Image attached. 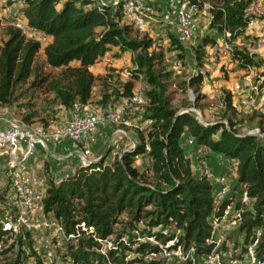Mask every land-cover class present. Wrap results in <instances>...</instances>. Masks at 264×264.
<instances>
[{"label": "trees", "instance_id": "trees-1", "mask_svg": "<svg viewBox=\"0 0 264 264\" xmlns=\"http://www.w3.org/2000/svg\"><path fill=\"white\" fill-rule=\"evenodd\" d=\"M209 1L216 4L210 14V26L216 34L206 35L199 42L196 53L200 62L205 58L207 47H217L222 34L228 31L235 40L252 20L246 16V9L253 0ZM14 4H19L17 15H22L31 29L51 37L52 41L43 48L40 40L27 37L13 25L7 26V37L0 42L1 104H11L17 89L27 83L29 86L24 91L41 88L47 94L51 92L52 103L67 109H73L75 103H90L98 80L101 90L97 101L104 107L133 95L140 73L145 74L150 86H162L153 65L161 62L165 53L149 51L152 47L165 45L147 34L141 40L131 37L133 27L129 24L121 26L118 22L119 8L102 12L89 0H14L11 5ZM171 43L175 44L174 41ZM112 46L119 47L113 55L130 48L137 50L138 68L129 78L122 79V88L116 86L110 90L111 76L95 74L91 66ZM42 48L43 61L39 58ZM231 58L233 62L239 61L240 70L262 62V58L241 48H237ZM46 64L60 68L59 72L48 71ZM204 79L205 74L200 73L189 83L199 85ZM147 94L150 105L142 116L153 119V123L146 132L140 130L134 148L108 162L109 148L105 157L80 166L61 180L47 177L46 211L53 213L68 233L77 235L78 230L82 233L77 244L70 243L62 253L64 264H163L161 260H145L139 256L141 253H160L163 249L158 243L142 241L140 236H154L163 244L174 240L169 249L195 247L199 254L209 253L217 247L216 239L212 238L213 219L222 220L233 200L217 204L211 183L205 176L194 174L191 159L180 141L186 131L196 144L237 161V183L254 199L249 210L247 204L237 201V209L242 210L240 230L246 233L249 242L256 239V228H261L257 256L262 258L264 134L240 132L231 117L205 124L192 111L172 107L163 89L151 88ZM232 98L228 91L225 102L229 110H235ZM146 152L152 159L150 169H142L135 163L136 155ZM123 214L128 215L127 220L121 219ZM83 222L87 227H94V231L86 236L81 227ZM143 222L145 225L141 226ZM119 223L124 227L118 229ZM168 227L175 230L168 233ZM5 233L0 227V238ZM108 239L112 246L105 255L100 249ZM133 250L137 255L128 259V251ZM243 250L247 251V248ZM12 252L15 253L13 246L3 250V264H22L28 258L19 247L7 260V255ZM32 255H36L34 250Z\"/></svg>", "mask_w": 264, "mask_h": 264}, {"label": "built area", "instance_id": "built-area-1", "mask_svg": "<svg viewBox=\"0 0 264 264\" xmlns=\"http://www.w3.org/2000/svg\"><path fill=\"white\" fill-rule=\"evenodd\" d=\"M89 1L102 12H106L108 9L117 11L119 8L121 18L126 24L162 42L164 45L170 44L171 36L169 33L176 34L181 42L193 39L199 32L197 21L199 16L202 14L210 16L211 11L216 7V4L209 0ZM9 12L11 13L13 10L11 9ZM246 16L252 18L250 23L256 18H261L262 31L256 41L259 46L264 47V3L259 0H253L246 9ZM11 25L19 28L26 35L31 31V27L22 15L15 14ZM230 43L231 34L226 31L223 38V47L232 49ZM124 53L121 58L125 59L132 56L138 68L136 61L138 51L130 48L125 50ZM254 71V67L251 65L245 69V72L249 73ZM139 80L133 95L124 97L103 109H99L91 103H75L73 117L54 127H46L42 123L27 124L15 118L9 126L0 128V148L9 149L13 157H17L21 150L25 149L24 158H27L33 156L38 147L49 148L51 143L57 144L70 140L73 145L82 144L99 128L110 124L141 128V124L133 123L129 117L131 111L136 110V108L146 102V87L142 84V78ZM190 91L192 97H194L193 91ZM241 93L244 97L243 102L248 108L257 106L255 96L257 99V96L261 94V100L264 101V86L260 85V83L254 84L250 76L245 78ZM188 110L195 112L197 118L205 124L216 120L206 121L201 119V113L196 108H189ZM145 123L151 125L153 119L146 118ZM134 147L135 143L130 145L129 148L123 149L120 142H113L110 146V153L115 157L121 156L124 151ZM147 149L148 152L149 147ZM209 150L207 146L202 145L197 161L201 175L205 176L212 185L216 203L219 204L227 200L226 198L229 195H232L231 201L238 200L250 206L254 199L243 186L238 185L234 181L232 173H229L227 169L218 170L212 165L211 157L208 154ZM147 152L143 155H136L135 163L138 166L143 164L142 157L144 155L148 156ZM83 153L84 157L88 159L91 150L85 147ZM6 179L5 186L0 191L2 198L0 200V227L6 231L0 238V258L4 256L3 250L5 248L13 246L14 250L22 247L24 252L28 256L30 255L31 258L34 256L32 255V250H34L35 256L39 257L43 264H64L63 255L59 252V246L65 239L77 240L81 232L78 230L77 235L68 233L64 224L53 213L46 211L47 178L34 172L25 171L13 161L7 167ZM223 219H213L214 230L212 238L216 239L217 247L209 253L199 254L196 252L195 247L185 249L182 246H178L176 249L167 247L163 251L169 258L172 255H177L180 262H188V264H228L224 253L220 250L216 236L217 228L221 225ZM239 219L242 222L241 214ZM81 227L85 231L89 230V233L94 231V227H87L85 222L81 224ZM260 236L261 228H256V239L254 242L257 246ZM94 237L101 241L95 234ZM105 247L106 244L103 245L100 252L106 255L107 249ZM250 254L252 264H264V252L262 258H258L257 248ZM106 264H110V262Z\"/></svg>", "mask_w": 264, "mask_h": 264}, {"label": "rangeland", "instance_id": "rangeland-1", "mask_svg": "<svg viewBox=\"0 0 264 264\" xmlns=\"http://www.w3.org/2000/svg\"><path fill=\"white\" fill-rule=\"evenodd\" d=\"M13 2L14 0H5L1 8L7 9ZM18 7L19 4L12 7L11 9L13 10V12L7 13L9 14V16L1 14L3 22L0 28V38L6 36V28L10 25L9 23L11 22L10 16L13 19V16L17 14ZM117 19L121 26L127 25L120 15L117 16ZM199 19L202 22L200 31L193 39L186 42H181L176 34L169 33V35L171 36V41H174L175 44L171 43L170 45L165 44V46L151 48V50L149 51L150 53L154 50L156 52L162 50L165 53L163 60L161 62L157 61L153 65V70L157 74H159L162 86H150L145 77V74L140 73L137 83L138 81H140L139 79L142 78V84L144 87H146V102L139 108H136V110L131 111L129 116L135 117V115H137L138 113L144 114L146 108L150 105V99L148 97L147 91L151 88H157L158 90L163 89L164 96L169 99L171 106L176 109L187 110L189 108H196L201 113L200 118L206 121L212 119L219 120L221 118L227 120V117H231L236 123V127L240 132L248 134L252 133L257 135L264 134V101L261 100V94L257 96V99L255 96V100H257V106L248 108L243 102L244 97L241 93L242 86L247 76L251 77L254 84L260 83V85L264 86V58L260 57V55L256 53V22L252 24L253 27L248 26L246 30L238 36L237 39L234 40L233 38H231L232 40L230 45L232 46V49H226L225 47H223V38L225 37V34H222L218 40L217 47H207L205 58L202 62H200L197 59L196 53L199 42L206 35H215L216 31L210 26V16L202 14ZM130 32L131 37L138 38L139 40H141L144 36L143 32H140L134 27L130 29ZM237 48L248 49L252 55L262 58V62L260 64H251V66L254 67L255 70L253 73L245 72L244 69L240 70L238 68L239 61H232L231 57L233 55V52ZM108 57L109 58H107V60H104L100 64V66L95 69V71L103 77L109 75L111 76V78H109L110 90H112V88L116 86H118L116 88L120 89L122 88V79L129 78L131 74H133L137 70V65H135L132 56L124 59L123 57L121 58V54L115 55L114 57L113 53H110ZM39 58L42 61L44 60L41 54H39ZM46 68L48 71L53 73L59 72L58 69L52 68L51 66H49V64H46ZM97 70H102V72H99ZM200 73L205 74L203 83L199 85H190L189 82L191 78L193 76L199 75ZM28 86L29 83L19 87L14 95L15 99L13 100V102H11L14 108L18 111L15 114L16 118L27 124L35 122L44 124L41 118L36 117L37 115L40 116V113L43 112V107L46 106L47 103H49V100H47V92H45L41 88H37L36 90L32 89L31 91H24ZM100 90L101 81L98 80L94 87V99L93 101H91V104L95 107H98L99 109H103L104 106H102V104L98 103L97 101L100 97ZM190 90L193 91L194 97H192ZM228 91L232 93L233 105L235 110H229L227 108L225 95ZM193 113L196 115L195 112ZM29 114L32 115L28 118V120H26L25 118ZM114 127L122 128L126 126H118L114 124ZM129 128L133 130L134 134L139 136V128L134 126ZM147 130L148 129H146V131ZM113 142L114 140L111 141L110 145H108V148H110ZM130 143L131 142L126 141L122 145L123 149L129 148ZM198 154L199 152L197 153V156ZM142 160L143 164L141 165V168L150 169L149 165L152 163L151 157L149 155H144L142 157ZM233 179L234 181H236V176H233ZM231 197L232 195L228 196L229 199H231ZM237 201L238 200H235L228 206L225 217L221 225L217 228L216 236L218 238L220 250L224 253L228 264H252L250 252L256 250L257 245L253 240L247 242L246 233L240 230L241 219L239 218L242 210L237 209ZM247 209H251V206H248ZM121 219L127 220L128 215L123 214ZM144 225V222L141 223V226ZM123 227L124 224L122 223H119L117 225L118 229H121ZM174 230V228L168 227L166 232L170 233ZM88 234L89 230L86 231L84 235L86 236ZM140 239L142 241L158 243L163 246V249L167 247L169 248V246L174 244V240L169 241L167 244H163L156 240L154 236H140ZM124 240L126 242V237H124ZM77 242V240L65 239L64 241H62L61 246H59V252L64 253L70 243L76 245ZM102 244H106L105 248L107 250L110 248V245L112 246V242L110 239L103 242ZM244 247L247 248L248 252L246 250H243ZM163 249L160 253H141L139 256H141L145 260H161L163 264H175L179 261L177 255H172V257L169 258L165 254ZM16 250H14L15 253L12 252L11 254L7 255V260L12 258V256L17 253ZM127 255V258L131 259L137 254L133 250L128 251ZM239 255H243V257L240 258L238 257ZM4 257L5 255L0 258V264H3ZM23 263L43 264L40 258L35 255L32 258L29 255L27 260Z\"/></svg>", "mask_w": 264, "mask_h": 264}, {"label": "crops", "instance_id": "crops-1", "mask_svg": "<svg viewBox=\"0 0 264 264\" xmlns=\"http://www.w3.org/2000/svg\"><path fill=\"white\" fill-rule=\"evenodd\" d=\"M259 1L264 3V0H259ZM3 2L4 0H0L1 19H2L1 14L5 16H9V14L7 13H10L9 11L11 10V8L17 5L14 4L8 7L7 9H2L1 6ZM10 18H11V22L9 24L11 25L12 17L10 16ZM197 21L199 24V31H200V26L202 22L199 18L197 19ZM254 22H256L255 35L257 39L262 31L261 18H256V21L254 20L248 26L253 27L252 24ZM6 37L7 35L3 38H0V42L1 39H5ZM27 37L40 40L43 45V48L46 44L52 41L51 37L44 35L40 31H34L33 29H31V31L27 34ZM44 37L46 38L44 39ZM43 48L41 49L40 54L45 60ZM117 50H119V47L112 46L103 56L99 57L98 61L94 65L91 66V70L95 74H99L95 71V69L98 66H100V64L104 60H107V58H109L108 55L110 53H114ZM124 52L120 51V54L123 55L125 54ZM256 53L259 54L260 57L264 58V47L259 46L257 44V41H256ZM51 67L58 69V71L60 70V68L58 67H53V66ZM97 71L102 72V70L101 71L97 70ZM47 95H48L47 100H49V103H47L46 106L43 107L42 109L43 112L40 113V116L37 115L36 118H41L42 122L46 126L54 127L73 117L74 115L73 109H67L59 103H52L51 98L53 97V94L49 92ZM93 99L94 97H92L91 101H93ZM17 112H18L17 109H15L12 104L0 103V128L9 126L11 121L16 118L15 114ZM129 117L131 118L133 123L141 124V128L139 129L143 132H146V129H148L150 126L145 123V119H143L141 113H138L137 115H135V117H131V116ZM35 123H40V122H35ZM137 136L138 135L134 134L133 130L130 129L129 127L115 128L114 124H110L108 126L99 128L88 139L83 141L82 144L73 145V142L70 140L63 141L57 144L51 143L49 148L38 147L36 153L33 156H29L27 158H24L25 149H22L17 157H13L10 154L9 149L0 148V191L4 188L5 183L7 181L6 179L7 167L13 161L16 162L17 165L20 168H23L25 171L34 172L42 176H45L46 178L48 177V175H50L55 180H61L63 177L73 174L80 166L87 164L91 161L97 160L98 158L103 156L106 150L109 149L108 145H110L112 140H114V142H120L122 145L126 141L131 142L130 145H132L136 142ZM180 141H181V145L185 149L187 156H189L191 159L192 169L194 174L196 176H201V171L197 161V153L201 151V145L196 144L195 139L187 131L183 133ZM85 147L91 150L88 159L84 157L83 152ZM208 154L211 157L212 165L216 169L218 170L227 169L229 173H232V175L236 176L235 182H237L238 174H237L236 160L226 158L223 154L212 150H209ZM114 158L115 156L109 153L107 157V161L110 162ZM1 199L2 198L0 196V200Z\"/></svg>", "mask_w": 264, "mask_h": 264}, {"label": "water", "instance_id": "water-1", "mask_svg": "<svg viewBox=\"0 0 264 264\" xmlns=\"http://www.w3.org/2000/svg\"><path fill=\"white\" fill-rule=\"evenodd\" d=\"M108 152H109V149L106 150V152L104 154V157L107 155Z\"/></svg>", "mask_w": 264, "mask_h": 264}]
</instances>
